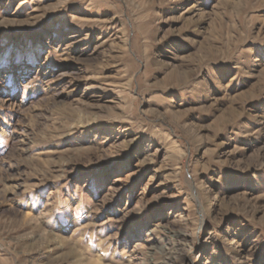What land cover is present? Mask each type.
<instances>
[{"label":"rangeland","instance_id":"1","mask_svg":"<svg viewBox=\"0 0 264 264\" xmlns=\"http://www.w3.org/2000/svg\"><path fill=\"white\" fill-rule=\"evenodd\" d=\"M0 264H264V0H0Z\"/></svg>","mask_w":264,"mask_h":264},{"label":"bare ground","instance_id":"2","mask_svg":"<svg viewBox=\"0 0 264 264\" xmlns=\"http://www.w3.org/2000/svg\"><path fill=\"white\" fill-rule=\"evenodd\" d=\"M184 216H185V215L181 214L180 216H178V219H179L180 221H183V220H184Z\"/></svg>","mask_w":264,"mask_h":264}]
</instances>
